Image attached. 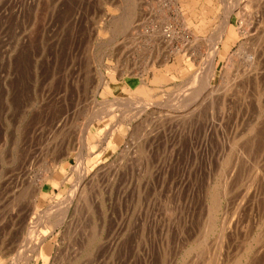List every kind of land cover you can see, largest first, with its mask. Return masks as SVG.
<instances>
[{
  "label": "rangeland",
  "instance_id": "374dc122",
  "mask_svg": "<svg viewBox=\"0 0 264 264\" xmlns=\"http://www.w3.org/2000/svg\"><path fill=\"white\" fill-rule=\"evenodd\" d=\"M234 1L0 0V43L4 41L10 49L4 56L0 44V73L4 70L0 74V264L35 263L30 257L33 253L29 238L43 234L33 231V227L49 225L44 219L46 209L67 199L80 176L76 170L78 161H82L85 172L88 202L79 200L77 207L72 205L44 243L49 244V258L46 262L41 259L40 264H235L245 244L252 245L249 243L255 235L260 233V243H264L262 197L256 209H248V216L254 218L249 235L238 233L240 226L238 229L236 224V229L232 227V233L238 234L230 238V259L223 253L220 256L218 242L221 223L236 215L239 192L251 179L257 162L264 158V88L258 89L260 105L251 98L243 109L235 92L225 105L205 101V90L198 95L199 103L183 95L181 105L185 109L196 107L199 114L196 121L184 126L179 123L180 107L171 108L174 100L172 96L166 98L191 75L206 70L208 39L219 29L229 2ZM178 10L185 26L178 19ZM258 10L263 11L264 6ZM167 23L185 33V40L175 38L171 44L173 48L182 47L180 55L186 69H190L185 74L178 72L175 54L168 63L175 64L174 68L164 70L159 64L163 48L156 38L149 37L159 25ZM241 25L235 14L229 17L234 37L229 41V54L236 53L243 40L263 28L247 27L244 36ZM195 35L201 38L198 44L191 42ZM220 42L221 48L224 42ZM237 57V61L242 58ZM225 60L224 56L216 58L221 71ZM151 67L157 69L155 73ZM101 75L110 77L111 89L100 87L95 93ZM163 76L168 78L162 80ZM221 81L216 78L214 84L218 86ZM261 84L264 87V82ZM141 96L154 106L137 120L123 118V126L113 135L105 136V131L98 135L103 127L121 117L116 111L92 123L88 138L83 137L88 119L107 100H137ZM212 113L215 126L206 137ZM176 117V124L170 123V118ZM241 147L249 151L244 163L236 158ZM35 178L42 181L39 194L32 183ZM224 178L231 184V191L225 197L220 195L223 201L217 208L218 202L213 200L215 194L221 193ZM214 219L216 228L212 227ZM111 241H115L113 247ZM20 247L25 252L18 256ZM262 259L256 263L263 264Z\"/></svg>",
  "mask_w": 264,
  "mask_h": 264
},
{
  "label": "bare ground",
  "instance_id": "6f19581e",
  "mask_svg": "<svg viewBox=\"0 0 264 264\" xmlns=\"http://www.w3.org/2000/svg\"><path fill=\"white\" fill-rule=\"evenodd\" d=\"M178 0H173V2L177 3ZM231 2V1H230ZM229 2V6L225 9L226 13H225V17L222 19L221 24L219 25V29H216L213 33V36L208 39L209 42V54L207 56V60H206V70H204L202 72H199L197 74H193L191 75V77H189L187 80H184L181 83V87L177 88V90L175 91L174 94H167L168 96H172L173 98V103L170 104L171 108H173L174 106L175 109L177 110L178 106L180 107L179 112L182 114L180 116V119L178 117L176 118H170L171 122L170 123H175V121H177L179 119V123L180 125L186 124L188 121H196V119L198 118L199 114L196 115L197 113V108L195 107L194 109H189L186 108L185 109V105H181L183 101L182 97L183 95L186 96V98H192L194 97L193 101H197L198 95L203 92L205 93V101L207 100L208 103L214 105V104H226V102L228 100L231 99L232 95H236L235 93H237V95H239V107L243 109V107H247L248 106V100L251 98L256 99V103L259 104L260 102V98L257 96L258 94V89L259 91L264 88L262 86V82H264V10L259 11L258 9H260L261 7L264 6L263 4V0H235L234 2H232V4ZM2 4V3H1ZM227 5V4H226ZM5 7V6H4ZM3 8V7H2ZM6 10V9H4ZM10 10V9H9ZM1 11V10H0ZM225 11V10H224ZM258 12V13H257ZM232 14H235L239 20H240V24H242L241 26H244V28L242 29V35L246 36L248 33V29L247 27L253 29L254 27H263L261 30H256V32H254L252 35H250V37L246 40V41H242V43L239 46V50H236L237 52L234 54H229L227 49L229 47V41L233 40V35L232 32L229 30V17L232 16ZM177 16L178 19L181 21L182 20V16L179 13V10L177 11ZM183 23V26H185V21H181ZM125 24V23H124ZM168 24V23H167ZM246 27H245V25ZM10 27V26H9ZM3 28V26H2ZM186 28V27H185ZM5 31V30H4ZM18 31V30H17ZM153 31V30H152ZM151 31V32H152ZM186 32V30H185ZM253 32V31H251ZM15 35V34H14ZM11 38H13V36ZM187 35V34H186ZM149 37H154L156 38L157 41H159V43L161 44L162 48H163V55H162V59H160L159 64H162L161 66L164 67V70H169V69H173L174 66L173 65H169V61H170V57L172 54L177 55L178 58V63L177 64V69L179 73L185 74L188 70L190 69H186L183 58L181 57L180 53L182 52V47L180 49L177 48H173L172 47V42L173 39L175 38H179L180 40L182 39L185 40L186 36L184 31H177V29L175 30V28L173 27V25L168 24V25H159L158 28H156L152 34L149 35ZM5 38V36H4ZM10 38V37H9ZM185 38V39H183ZM6 39V38H5ZM15 39V38H13ZM151 40V39H150ZM155 40V39H153ZM189 40V39H188ZM201 40V38L198 35H195V38H193L191 40V42L198 44V42ZM15 41V40H14ZM175 41V40H174ZM190 41V40H189ZM188 41V42H189ZM220 41L224 42L223 47H219V43H221ZM1 42V41H0ZM10 42V41H9ZM192 43V44H193ZM2 45V55H4V53L8 54V45L7 43H5L4 41H2V43H0ZM159 44V45H160ZM190 44V42H189ZM0 45V46H1ZM188 45V44H187ZM195 44H193L194 46ZM222 45V44H221ZM14 46V45H12ZM250 46V47H249ZM187 47V46H186ZM198 47V45H197ZM1 48V47H0ZM146 48V47H145ZM175 49V51L172 52V49ZM189 48V47H187ZM187 48H184V50H187ZM208 48V47H207ZM187 52V51H186ZM197 52V51H196ZM15 53V52H14ZM128 53V52H127ZM198 54L201 55V52H197ZM225 53V54H224ZM236 57H235V56ZM5 56V55H4ZM184 56V55H183ZM225 57V62L223 63L224 65V71L219 70V68L217 67V61L216 58L219 57ZM237 56H241L242 58L240 59V61H237ZM198 57H200L198 55ZM202 57V56H201ZM200 57V59H201ZM5 58V57H4ZM8 59V58H7ZM6 59V60H7ZM186 63L188 64L189 67L192 66L191 61L190 63L188 62V60H185ZM2 64V62H1ZM153 66V62L151 64ZM222 66V67H223ZM7 67V66H6ZM2 68V67H1ZM0 68V69H1ZM154 70V73L157 69H155V67H151ZM1 71V70H0ZM4 72V70H2V72L0 73L2 75V73ZM9 72V71H8ZM153 73V74H154ZM110 76H114L113 73H109ZM104 75V74H102ZM100 76L98 78V83H97V88H96V92L98 91V89L100 87H102L104 90H109L111 89V81H110V77H104V76ZM121 76L123 74H120ZM220 75V77H218ZM111 77V78H112ZM166 78H168L167 76H163L162 80H166ZM216 78H222L221 83L216 86L214 84V81ZM170 79V78H169ZM112 80V79H111ZM145 82V81H144ZM146 84V83H144ZM183 84V85H182ZM114 85V84H113ZM179 87V86H178ZM262 87V88H261ZM101 89V88H100ZM138 89H140V87H138ZM153 89V88H151ZM140 90H145L147 91V89L145 88H141ZM174 91V90H173ZM235 92V93H233ZM94 93V94H95ZM174 95V96H173ZM172 98L169 100L170 102H172ZM145 99L144 96H141L140 98H138L137 100L131 97H125V98H120V97H115L114 99H112V101L110 102L109 100H107L106 104H103V106L97 110H95L92 114V116L90 117V119H88V122L86 124V126L84 127V136L86 139L89 136V130L91 127V124L97 121H103L104 119H106L107 117H109V115L113 114L116 111H119V118H117L113 124L110 126H106L105 128L103 127V129L100 131V133L98 132L97 134H103L105 133L111 134L113 135L115 131L119 130L120 126H123L122 123V119L123 118H130L131 120L135 121L137 120V118L140 116V114L144 113L147 111V109H150L154 106V103H151V101L148 100H142ZM104 100V99H103ZM97 101V100H96ZM105 101V100H104ZM255 101V100H254ZM252 101V102H254ZM100 102V101H99ZM168 102V99H167ZM198 102V101H197ZM201 102V101H200ZM203 102V101H202ZM262 102V101H261ZM98 103V102H97ZM196 103V102H195ZM199 103V102H198ZM162 104V103H161ZM165 104V103H164ZM201 104V103H200ZM97 105V104H96ZM102 105V104H101ZM160 105V104H159ZM166 105V104H165ZM164 105V106H165ZM191 105H194L193 103ZM208 105V104H207ZM210 105V106H212ZM260 105V104H259ZM99 106V104H98ZM97 106V107H98ZM162 106V105H161ZM169 106V105H168ZM223 106V105H222ZM120 109H119V108ZM238 107V108H239ZM167 108V107H166ZM183 108V109H182ZM221 108V106H220ZM174 109V108H173ZM175 110V113H176ZM222 110V109H221ZM220 110V111H221ZM240 110V109H239ZM183 111V112H182ZM241 111V110H240ZM80 112V111H79ZM151 112V111H150ZM169 112V111H168ZM174 112V111H173ZM214 112V111H211ZM239 112V111H238ZM230 114V113H229ZM143 115V114H142ZM167 115V113L165 114ZM167 116H174L168 113ZM230 116V115H229ZM166 118L163 114L162 119ZM211 121H209V128L206 130V133H204L206 135V137H208V135L212 132V130H214V126H215V117L214 114L212 113L210 115L209 118ZM122 120V121H120ZM139 120V119H138ZM201 121V120H200ZM203 121V120H202ZM205 121V120H204ZM166 122V121H165ZM199 122V121H198ZM217 122V121H216ZM138 123V122H137ZM162 123V122H160ZM167 123V122H166ZM226 123V122H225ZM176 124V123H175ZM206 124V123H205ZM223 124V123H222ZM85 125V124H84ZM161 125V124H160ZM163 125V123H162ZM178 125V124H177ZM188 126V125H187ZM172 127V126H171ZM207 127V126H206ZM222 127V126H221ZM83 128V127H82ZM143 128V127H142ZM154 128V127H153ZM166 128V127H165ZM168 128V127H167ZM183 128V127H182ZM117 129V130H116ZM144 129H148L149 127H146ZM175 129V128H174ZM180 129V128H178ZM201 129V128H200ZM199 129V130H200ZM234 129V128H233ZM83 130V129H82ZM94 130V129H93ZM143 130V129H142ZM147 130V132H148ZM154 130V129H153ZM152 130V131H153ZM166 130V129H165ZM198 130V129H197ZM218 130V129H217ZM228 130V129H227ZM230 130V129H229ZM36 131V130H35ZM34 131V132H35ZM140 131V130H139ZM144 131V130H143ZM151 131V130H150ZM174 131V130H173ZM184 131V130H183ZM220 131V130H219ZM161 132V131H160ZM200 132V131H199ZM231 132V131H230ZM42 133V132H41ZM81 133V131H80ZM82 133V134H83ZM153 133V132H152ZM155 133V132H154ZM158 133V132H157ZM162 133V132H161ZM182 133V132H181ZM147 134V133H146ZM79 135V134H78ZM81 135V134H80ZM103 135V136H104ZM212 135V134H211ZM216 135V134H215ZM106 136V135H105ZM143 136V135H142ZM150 137V133L148 135ZM153 136V135H152ZM156 136V135H155ZM148 137V139H149ZM154 138V137H152ZM151 138V139H152ZM80 139V136H79ZM105 139V138H103ZM145 139V138H144ZM155 139V138H154ZM158 139V138H157ZM85 140V139H84ZM148 141V140H147ZM174 141V140H173ZM214 141V140H213ZM81 142V140H80ZM154 142V140H153ZM205 141V144L206 145ZM82 143V142H81ZM148 143V142H147ZM203 143V142H202ZM82 144H85V142H83ZM146 144V143H145ZM151 144V143H150ZM173 144V143H172ZM176 144V143H175ZM253 144V142H252ZM174 145V144H173ZM152 146V145H151ZM202 146V145H201ZM235 146V145H234ZM248 146V145H247ZM245 146V147H247ZM227 147V146H226ZM133 148V147H132ZM149 148V147H148ZM235 148V147H234ZM242 148V147H241ZM49 149V148H48ZM131 149V147H130ZM129 149V150H130ZM168 149V148H167ZM170 149V148H169ZM232 149V148H231ZM243 149V148H242ZM250 153H252V151L254 150H250L251 149V145L250 148H248ZM247 149V150H248ZM136 150V149H135ZM134 150V152H135ZM171 150V149H170ZM224 150V149H223ZM246 150V151H247ZM132 151V150H131ZM172 151V150H171ZM246 151L241 150L239 152V156L236 157L238 158L237 161L240 163H244L246 159V157H248L249 153H246ZM247 151V152H249ZM47 152V151H46ZM127 152V151H126ZM125 152V153H126ZM137 152V151H136ZM147 152V151H146ZM207 152V151H206ZM230 152V151H229ZM138 153V152H137ZM127 154V153H126ZM134 154V153H133ZM136 154V153H135ZM227 155V154H226ZM238 155V154H237ZM236 155V156H237ZM251 155V154H250ZM80 156V155H79ZM82 156V155H81ZM134 156V155H133ZM132 156V157H133ZM137 157V156H136ZM230 157V156H229ZM253 157V156H252ZM62 158V157H61ZM77 158V157H76ZM80 158V157H78ZM158 158V157H157ZM82 159V157H81ZM80 160V159H79ZM83 160V159H82ZM128 160V159H127ZM136 160V159H135ZM139 160V159H138ZM161 160V159H160ZM133 162V160H131ZM143 162V161H142ZM166 162V161H165ZM264 163V158L261 159V161L257 162L256 166H255V170L253 172V174H251V179L248 180L246 179V181L248 183H244L242 190L239 192L240 197H238V201L236 203L235 206V212L236 215H233L234 211L231 212L233 215L232 219H230V221L228 222V218L225 220L227 221L224 223H221V227H220V241H218L220 243L219 249H220V256L221 253H223V255H227V258L231 249V245L230 242L232 241V234L235 235V233H241L242 235H249V231L248 228L252 226V223L254 221V218L252 219L251 217L248 216V209L249 207H251V209L255 206V205H259V201L262 197V199H264V166L262 165ZM135 164V163H134ZM261 164V165H260ZM160 165V164H159ZM163 165V163H162ZM166 165V164H165ZM115 166V165H114ZM252 166V165H251ZM253 166V167H254ZM230 167V166H229ZM235 167V166H234ZM250 167V166H249ZM104 168V167H103ZM233 168V167H232ZM49 169V168H48ZM237 169V168H236ZM76 170L80 172V176L75 179H77L73 185L72 188L69 191V195L65 198L64 201L62 200V202H57L53 205L50 206L48 209H46V211L48 210V212H44V219H47L49 221V225H44L43 228H39L38 225L37 227H33V231L35 230H39L40 233L42 232V236H33L32 238H29L30 240V245L31 246V254L32 256H30L32 258V260H35L34 264H40V260L42 259V261L46 262L47 259L49 258V256H47L46 253V247L49 246L44 244L46 242V240H48L49 236L54 232V229L56 228V226H58L60 223H62V220H64V216L68 213V211H70V208L72 207V205L80 202L79 200H82L83 204H86V202H88V198H87V190L86 189V181H85V175H83L84 169L82 167V161H78V164L76 165ZM253 170V168H252ZM113 171V170H112ZM251 171V170H249ZM42 172V171H41ZM78 172V173H79ZM233 172V171H232ZM236 172V171H235ZM239 172V171H238ZM49 173V172H48ZM98 173V172H95ZM101 173V172H100ZM113 173V172H112ZM119 173V172H118ZM234 173V172H233ZM232 173V175H233ZM66 174V173H65ZM76 174V173H75ZM94 174V173H93ZM249 174V173H248ZM78 175V174H77ZM95 175V174H94ZM118 175V174H117ZM245 175V174H244ZM21 176V175H20ZM231 176V175H230ZM24 177V176H23ZM66 177V176H65ZM95 177V176H94ZM119 177V176H117ZM122 177V176H120ZM247 176H245L244 178H246ZM131 178V177H130ZM231 177H228L229 181ZM39 179V178H38ZM41 179V178H40ZM73 179V180H75ZM95 179V178H94ZM180 179V178H179ZM225 179V178H224ZM13 183H15L16 181H14L13 179L11 180ZM117 181V180H116ZM120 181V180H119ZM183 181V180H182ZM229 181H227L225 179V182L223 184V186L221 187L222 191L220 194L214 196L215 199L219 200H213V202H218L217 208L221 207V203L223 201V197L221 198V196H224L228 194V188H230V183ZM240 181V180H239ZM245 181V182H246ZM42 182V181H41ZM40 181H38L36 178L34 179V181H32L33 186L35 187L36 190V194H39L41 191V186L42 183ZM92 182V181H91ZM156 182V181H155ZM175 182V181H174ZM7 183V182H6ZM31 183V185H32ZM93 183V182H92ZM116 183V182H115ZM118 183V182H117ZM90 184V183H89ZM178 184V183H177ZM230 184V185H229ZM30 185V186H31ZM112 185V184H111ZM92 186V185H91ZM89 186V188L91 187ZM98 186V185H97ZM116 186V185H115ZM141 186V184H140ZM113 187V186H112ZM142 187V186H141ZM153 187V186H152ZM241 187V186H240ZM15 188V187H14ZM29 188H32L29 187ZM28 188V189H29ZM88 188V186H87ZM94 188V187H93ZM90 188V189H93ZM147 189V188H145ZM241 189V188H240ZM30 190V189H29ZM34 190V189H33ZM34 190V191H35ZM131 190V189H130ZM220 190V189H218ZM33 191V193H34ZM90 191V190H89ZM94 191V190H93ZM129 191V190H128ZM231 191V190H230ZM238 191V190H237ZM28 192V191H27ZM32 193V192H31ZM216 193V192H215ZM263 193V194H262ZM91 194V193H90ZM9 195V194H8ZM34 195V194H33ZM116 195V194H115ZM221 195V196H220ZM236 195V194H235ZM1 196V195H0ZM22 196V194H21ZM114 196V195H113ZM220 196V197H219ZM116 197V196H115ZM130 197V196H129ZM93 198V197H92ZM34 199V198H33ZM100 199V198H99ZM162 199V198H161ZM160 199V200H161ZM164 199V198H163ZM225 199V198H224ZM6 201V200H5ZM77 201V202H75ZM164 201V200H163ZM127 202V200H126ZM20 203V202H19ZM81 203V202H80ZM78 203V204H80ZM118 203V202H117ZM93 204V203H92ZM165 204V203H163ZM167 204V203H166ZM172 204V203H171ZM261 204V203H260ZM19 205V204H18ZM226 205V204H225ZM8 206V205H7ZM78 205L76 204L75 207H77ZM74 207V208H75ZM125 207V206H124ZM233 207V206H232ZM231 207V209H232ZM255 208V207H254ZM259 208V207H258ZM77 209V208H76ZM80 209V208H79ZM153 209V208H152ZM234 209V208H233ZM256 209V208H255ZM15 210V208H12V212ZM159 210V209H158ZM164 210V209H163ZM214 210V209H213ZM18 211V210H17ZM15 211V212H17ZM77 211V210H76ZM85 211V210H84ZM123 211V210H122ZM215 211V210H214ZM11 212V211H10ZM11 212V213H12ZM80 212V211H79ZM83 212V211H82ZM87 212V211H86ZM121 212V211H120ZM177 212V211H176ZM220 212V211H219ZM253 212V211H252ZM10 213V214H11ZM74 213L76 214L77 212ZM156 213V212H155ZM249 213H251L249 211ZM254 213V212H253ZM73 214V215H75ZM79 214V213H78ZM163 214V213H162ZM14 215V214H13ZM68 215V214H67ZM118 215V214H117ZM121 215V214H120ZM252 215V214H251ZM11 216V215H9ZM77 216V214L75 215ZM128 216V214H127ZM223 216V215H222ZM236 216V217H234ZM12 217V216H11ZM83 217V216H82ZM167 217V215H166ZM5 218V217H4ZM118 218V217H117ZM225 218V217H224ZM231 218V217H230ZM76 219V218H75ZM74 219V220H75ZM113 219V218H112ZM123 219V218H122ZM252 219V220H251ZM5 221V219H2V221ZM90 220V219H89ZM124 220V219H123ZM3 221V223H4ZM44 221V220H43ZM77 221V220H76ZM75 221V223H76ZM79 221V220H78ZM129 221V220H128ZM149 221V220H148ZM181 221V220H180ZM81 222V221H80ZM1 224V223H0ZM34 224V222H33ZM79 224V223H78ZM158 224V223H157ZM217 223H215V219L213 220V228H216ZM234 224H236L237 228L240 226V231L238 230L237 232H233L232 227L235 226ZM241 224V225H240ZM71 225V224H70ZM159 225V224H158ZM251 225V226H250ZM34 226V225H33ZM60 226V225H59ZM73 226V225H72ZM84 226V225H83ZM235 226V229H236ZM118 227V226H117ZM39 228V229H38ZM92 228V227H91ZM252 228V227H251ZM250 228V229H251ZM183 229V228H182ZM116 230V229H115ZM156 230V229H155ZM38 231V232H39ZM124 231V230H123ZM187 231V230H186ZM78 232V231H77ZM118 232V231H117ZM120 232V231H119ZM35 233V232H34ZM38 233V235L40 234ZM115 233V232H114ZM130 233V232H129ZM162 233V232H161ZM237 233V234H238ZM37 234V233H36ZM92 234V233H90ZM120 234V233H119ZM236 234V235H237ZM31 235V234H30ZM89 235V234H88ZM153 235V234H152ZM160 235V234H159ZM240 236V235H239ZM260 233L259 236L257 237L256 235L253 238V241L250 242L249 244L252 245H248L245 244L244 246V250L240 253V256H238V260L236 261L235 264H255L256 260L263 258L264 259V243L261 245L260 243ZM39 237V238H38ZM129 238V237H128ZM179 238V237H178ZM184 238V237H183ZM238 238V237H236ZM247 238V237H245ZM244 238V239H245ZM252 238V237H251ZM250 238V239H251ZM262 239V238H261ZM264 239V238H263ZM178 240V239H177ZM189 240V239H188ZM231 240V241H230ZM239 240V239H237ZM236 240V241H237ZM24 241V239H23ZM22 241V242H23ZM121 241V240H120ZM126 241V240H125ZM208 241V240H207ZM217 241V240H216ZM25 242H28V240H26ZM82 242V241H81ZM112 242V241H111ZM115 242V241H114ZM114 242L113 245H111L112 247L114 246ZM264 242V241H263ZM111 243V244H112ZM181 243V241H180ZM215 243V242H214ZM218 243V244H219ZM217 244V245H218ZM259 244L261 245V247L259 246ZM23 245V244H22ZM88 245V244H87ZM242 245V244H241ZM244 245V243H243ZM28 246V247H29ZM216 246V245H214ZM213 246V247H214ZM258 248H257V247ZM238 247V246H236ZM260 247V248H259ZM207 248V247H206ZM1 249V248H0ZM113 249V248H112ZM215 249V247H214ZM234 249V248H233ZM27 251H29L28 249H26ZM115 250V249H114ZM216 250V249H215ZM214 250V251H215ZM2 251V250H1ZM24 251V250H23ZM21 247L19 248V250H17V254H19L18 256H21L22 252ZM204 251H205V247H204ZM25 252V251H24ZM237 252V251H236ZM238 253V252H237ZM195 254V253H194ZM250 254L252 256H250ZM222 255V257H223ZM239 255V254H238ZM29 256V255H27ZM232 256V255H231ZM262 256V257H261ZM15 257V256H14ZM218 258V256H216ZM27 258V257H25ZM231 258V257H230ZM228 258V259H230ZM21 260V257L19 258ZM29 259V258H28ZM103 259V258H102ZM221 259V258H220ZM218 259V260H220ZM234 259V258H233ZM262 259V260H263ZM12 260V259H11ZM126 260V259H125ZM133 260V259H132ZM206 260V259H205ZM211 260V259H210ZM258 260V261H260ZM141 261V260H140ZM190 261V260H189ZM201 261V260H200ZM209 261V260H208ZM217 261V260H216ZM215 261V262H216ZM126 262V261H125ZM191 262V261H190ZM205 262V261H204ZM217 262H222V261H217ZM27 264H33V262H26ZM197 263V262H196ZM263 263V262H262ZM45 264V263H44ZM224 264V263H222ZM226 264V263H225ZM233 264V263H232ZM257 264V263H256ZM264 264V263H263Z\"/></svg>",
  "mask_w": 264,
  "mask_h": 264
}]
</instances>
